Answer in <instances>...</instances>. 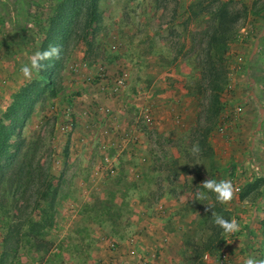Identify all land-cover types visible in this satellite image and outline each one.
Segmentation results:
<instances>
[{"label":"rangeland","instance_id":"obj_1","mask_svg":"<svg viewBox=\"0 0 264 264\" xmlns=\"http://www.w3.org/2000/svg\"><path fill=\"white\" fill-rule=\"evenodd\" d=\"M54 1L53 6H50L56 10L63 0ZM223 1L230 2L227 8L241 14V17L237 32L229 41L225 53L227 74L226 84L221 92V101L224 103L222 115L226 104H229L228 94L234 87L236 61L233 58L239 56L236 53L238 42L249 44L253 47L250 49L256 51L258 58L253 64L255 62L259 64L261 59H264V34L261 38L259 29L263 28L261 21L264 20V16L259 22L253 21L257 10L263 8L264 0L258 2L254 0L251 8L247 6L248 2L243 0H100V20L90 28L88 35L84 32L86 31L84 21L81 23L77 18L73 24H68L67 28L72 33H68L60 40L63 47L60 58L52 66L50 80L42 81L38 72H35L34 78L22 85L24 87L34 80L41 81L38 88H34L33 96L24 103V109L14 122L15 130L12 133L14 142H20L21 138H26L27 143L40 142L42 148L39 154L51 161V173L60 179L59 214L49 235L55 244L56 253L48 259V255L43 252H36L24 246L15 258L10 256L4 264H34L35 261L44 264H93L91 234L97 228L91 229L90 225L92 223L94 227L107 225L112 227V224L86 221L83 206L96 198L104 197L110 189L127 187L126 184L131 185L127 195L129 204L131 201H137V196L134 195L136 191H140L141 198L146 197L150 201H155L164 194L178 199L181 205L177 223L182 233L179 264H195L199 261L194 247L211 234L209 229L212 222L207 221L206 208L216 206L218 203L212 193H208V200L197 199L198 193L207 191L203 188L202 182L206 178L216 181L227 180V175L230 176L228 179L230 181L231 179L241 181L236 175L237 166L229 167L231 169H226L222 175L225 162L216 153L210 140L211 135L207 139L208 143L202 144L200 142L202 136L197 132L199 124L202 126L207 124V108L211 98L203 52L207 45V34L213 24L208 9L218 8ZM205 7L207 10H204ZM55 10H51L50 15L46 17L49 21L55 16ZM243 27H248L247 31L243 32ZM256 44L258 45L255 48ZM79 53L82 55L79 56ZM240 55L245 58L247 53L242 52ZM77 67L81 70L76 71ZM123 70L128 72L129 79L128 88L118 94L124 96L127 94L125 99L123 98L121 108L126 112L127 119L145 134V142L142 145L145 155L150 160L142 170L143 176L136 180L130 177L129 166L137 160L127 157L128 150L119 155L121 161L119 174L101 172L99 165L105 155H117L118 149L113 146L100 147L99 144L94 155L87 154L83 147L79 149L83 150L81 154L79 151L73 152L70 146L74 144L71 140L78 124L76 130L70 134H64L58 128L64 118V108L69 103H72L77 116L76 108L80 96L91 94L90 106L98 110L104 107L107 100L117 98V95L112 93V80ZM260 82L257 88L264 92V85ZM166 89H169L174 97L190 93L197 98V116L189 127H181V123L179 125L174 119L161 130L154 126L152 106L160 102L158 96ZM100 94L103 99L99 98ZM70 95L76 97L69 100ZM134 96L139 97L138 100L128 99ZM262 98L264 101V96ZM235 113L237 110H233L231 114ZM231 114H227L226 118ZM258 116L263 120L260 114ZM196 143H199L201 149L198 158L190 152ZM133 151H138V148ZM255 159L257 160L252 161L254 166L248 164V169L244 173L250 170L259 171L256 170L257 166L264 171L261 167L263 163H259L258 158ZM93 168L95 170L92 172ZM259 178L264 177L257 176L253 180H244L243 187ZM96 183L99 190H93L88 201L79 200L78 194L82 187L85 185L93 187ZM241 192L238 196L246 207L242 205L232 207L231 204L225 207L230 211L231 218L237 221L242 215L256 217L257 226L252 227V234L247 240L251 249L248 255L254 256L257 261H264V182L250 193L254 197L250 200L242 199ZM71 199H77L79 206L69 205ZM133 209L136 212L138 210L137 206ZM130 217L131 208L127 214L128 223ZM65 220L79 221V225L72 229L66 228ZM257 231L260 233H256ZM232 237L234 235L226 237L224 243L217 245L210 255L211 258L216 260L221 250L228 249L226 244ZM2 252L3 230L0 227V261ZM203 264H207L205 259Z\"/></svg>","mask_w":264,"mask_h":264},{"label":"crops","instance_id":"obj_2","mask_svg":"<svg viewBox=\"0 0 264 264\" xmlns=\"http://www.w3.org/2000/svg\"><path fill=\"white\" fill-rule=\"evenodd\" d=\"M243 1L248 2L247 6L250 8L254 4V0ZM54 3V0H0V115L12 102L13 94L28 82L23 78L20 68L23 64L29 63L30 57L39 51L44 32L49 27V19L46 17L50 15L51 10H55V7H52ZM257 11L253 16L254 22H259L264 16V10L261 7ZM261 25L263 28H259L260 36L264 34V20L261 21ZM250 48L253 47L242 42L236 45L238 55L242 52L247 53L245 64L234 70V87L228 94L229 104L225 106L220 123L210 134V140L216 153L225 162L222 175L225 174L226 169H231L229 167L237 166L236 175L239 176L241 182L247 179L253 180L257 176L264 177V171L258 166L256 170L259 169V171L249 169L250 172L244 173L248 169V164L254 166L252 161L257 160L255 158H258L259 163H263L261 167L264 169V101L262 98L264 92L257 88L260 81H262L261 85H264V59L262 58L259 64H256L257 62L253 64L258 54ZM81 55L82 53H79V56ZM233 59L236 61L237 57ZM34 76L35 72L33 78ZM126 95H117V98L107 100L104 107L99 110L90 106L91 94L80 96L76 108L78 128L71 140L74 146L70 147L73 152L83 147L87 154L94 155L97 152L96 146L99 144L100 147L113 146L118 149L119 157L121 154L119 147L122 142L126 141L128 136L135 137L139 141L140 148L133 152L127 149L128 155H126L131 160H137L129 166L130 169L138 168L143 176L142 170L150 161L142 145L145 142V134L127 119L126 112L121 108ZM99 98L103 99L101 94ZM133 98L138 100L139 97H128L129 100ZM158 99L160 102L152 106L151 112L154 116V126L159 130L165 128L171 119L186 128L195 122L198 101L194 95L183 93L174 97L169 89H166L160 92ZM233 110H237L235 115L231 114ZM227 114L231 116L226 118ZM259 114L263 120L260 119ZM130 147L132 146L129 144L128 148ZM81 151L83 150L81 149L79 154ZM142 156L146 157V160H141ZM94 170L95 168L92 172ZM227 176L228 180L230 176ZM90 179L92 180L93 177ZM97 185L96 183L93 187L83 186L78 194L79 200L88 201L93 190H99ZM140 194V191H136L134 195L137 196V201L130 202L131 220L122 232H113L111 225L94 227L91 223V229L97 228L91 234L93 264H142L140 258L146 257L149 258L147 264H179L182 252V233L177 219L181 203L177 198L168 194L160 196L155 201H150L146 197L141 198ZM238 195L239 193L236 192L231 203L232 207L233 205L234 207L238 205L246 207ZM159 202L167 207L165 216H158L156 213L155 207ZM69 205L76 207L79 206V202L77 199H71ZM135 206L138 208L137 212L133 209ZM256 220V217L250 216L249 218L248 215H242L238 221L241 225V232L239 235H234L226 244L235 264H243V260L249 256L251 249L248 247L247 240L252 234V227L257 226ZM78 225L79 221L65 220L66 228L72 229ZM135 231H138L141 236L137 247V259H132L128 255L130 249L128 235ZM112 241L117 245L115 250H113ZM206 262L216 264L215 258L211 256Z\"/></svg>","mask_w":264,"mask_h":264},{"label":"trees","instance_id":"obj_3","mask_svg":"<svg viewBox=\"0 0 264 264\" xmlns=\"http://www.w3.org/2000/svg\"><path fill=\"white\" fill-rule=\"evenodd\" d=\"M99 3L100 0H63L58 5L55 16L49 21L39 51L47 50L49 45H57L61 49L63 43L60 40L68 33H72L67 28L68 24H73L77 18L81 23L84 21L86 30L84 32L88 35L90 28L100 20ZM228 5L230 2L223 1L218 8L208 9L213 24L207 34V45L203 52L211 98L207 108V124L203 126L199 124L200 128L197 129L202 136L200 141L202 144L208 143L207 139L217 126L224 108L221 92L226 84L225 53L229 41L237 32L241 17V14L228 9ZM261 9L264 10V5ZM204 10H207V7ZM55 61L57 60L47 61L48 66L38 72L42 81L50 80ZM40 83L41 81L34 80L17 91L12 104L0 118V227L3 230L1 264L10 256L15 258L24 246L36 252H43L48 255V259L56 253L55 244L49 235L59 214L60 179L51 173V161L39 154L42 148L40 142L27 143L26 138H21L20 142L12 141L14 122L24 109V103L33 96L34 88H38ZM6 122L11 124L8 125ZM263 182L264 178H259L253 183H247L242 189L241 198L248 200L254 198L250 193ZM126 186L110 189L104 197L85 203L82 210L84 219L98 224L110 222L115 233L126 229L129 225L127 214L130 211L127 195L131 185ZM213 209L224 218L232 219L225 205L217 203ZM207 214V221L212 222L209 229L211 234L194 247L199 258L195 264H203L206 254L212 255L216 246L226 240L222 229L215 225L211 211H207Z\"/></svg>","mask_w":264,"mask_h":264},{"label":"built area","instance_id":"obj_4","mask_svg":"<svg viewBox=\"0 0 264 264\" xmlns=\"http://www.w3.org/2000/svg\"><path fill=\"white\" fill-rule=\"evenodd\" d=\"M248 27H243L242 31L245 32L247 31ZM245 64V58L243 55H239L236 59V65H235V69H238L240 67H242ZM81 68L77 67L76 71H80ZM128 72L126 70H123L121 73H119L118 75L115 76V78L112 80V93L115 95L121 94L122 92H124V90L126 88H128L127 86V82H128ZM76 97V96H75ZM73 95H70L68 97V99H72L75 98ZM63 120L60 122V124L58 125V128L60 129V131L64 134H70L73 133L76 128H77V124H78V119L77 116L75 114V110L73 108L72 103H69L63 111ZM148 117V119L150 116L146 115ZM134 138V139H132ZM131 142V143H129ZM130 144V148H128V145ZM134 146V147H133ZM139 149V141L137 140V138L132 137V136H128L126 141L122 142V145H120L119 150L120 152H123L124 150H130V152H133L134 149ZM141 160H146V157L142 156ZM104 162V163H103ZM103 164L102 163L99 165V168H101V172L106 171V173L109 174H113V175H117L120 172V164L121 161L117 156L111 157L110 155H105L104 159H103ZM130 177L136 179H140L142 177V173L140 170H138V168L132 167L130 169ZM231 182L234 184L236 192L240 193L243 189V184L240 180L238 179H231ZM156 213L158 216H165L167 214V207L164 203L159 202L157 204V206L155 207ZM140 233L138 231L132 232L128 235V242L130 244V249H129V253L128 255L130 257H132V259H137V253H138V244H139V240H140ZM116 244L114 241H112V247L113 250L116 249ZM206 256L209 258L210 254L207 253ZM140 262H142V264H147L149 262V258H140ZM34 264H44L41 261H35ZM216 264H235L232 255L230 254V252L228 251V249H223L219 252V254L217 255L216 258Z\"/></svg>","mask_w":264,"mask_h":264},{"label":"clouds","instance_id":"obj_5","mask_svg":"<svg viewBox=\"0 0 264 264\" xmlns=\"http://www.w3.org/2000/svg\"><path fill=\"white\" fill-rule=\"evenodd\" d=\"M61 49L57 45H49L47 50L38 51L30 57V62L23 64L20 68V72L24 79L31 81L33 79L34 72H39L46 68L47 61L58 60L60 58ZM191 154L198 158L201 152L199 143H196L190 149ZM202 186L206 189V192H201L197 194V199L199 201H205L209 199L208 193L215 195L216 201L221 205H230L233 201L236 193L234 184L230 180H220L216 181L213 179L206 178L202 182ZM206 211H211V216L215 225L222 229V234L226 237H230L241 232V225L239 222L233 218L228 220L224 216L217 214L213 207L208 206ZM204 259L207 261L208 257L205 256ZM243 264H264V261H257L254 256L249 255L243 260Z\"/></svg>","mask_w":264,"mask_h":264}]
</instances>
